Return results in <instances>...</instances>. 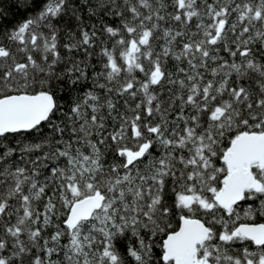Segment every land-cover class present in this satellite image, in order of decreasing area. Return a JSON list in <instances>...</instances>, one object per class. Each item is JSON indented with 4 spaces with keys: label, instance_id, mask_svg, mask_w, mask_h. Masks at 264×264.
Returning <instances> with one entry per match:
<instances>
[{
    "label": "snow or ice",
    "instance_id": "1",
    "mask_svg": "<svg viewBox=\"0 0 264 264\" xmlns=\"http://www.w3.org/2000/svg\"><path fill=\"white\" fill-rule=\"evenodd\" d=\"M12 4L0 264H264V0Z\"/></svg>",
    "mask_w": 264,
    "mask_h": 264
},
{
    "label": "trees",
    "instance_id": "2",
    "mask_svg": "<svg viewBox=\"0 0 264 264\" xmlns=\"http://www.w3.org/2000/svg\"><path fill=\"white\" fill-rule=\"evenodd\" d=\"M9 4H11V9H10V15H11V13H15L17 10L15 8V5L12 4V0H4V6L5 7H8ZM23 15H24V13L23 12H20L19 13V16L16 17V18L22 17ZM65 39H66V37H65Z\"/></svg>",
    "mask_w": 264,
    "mask_h": 264
}]
</instances>
